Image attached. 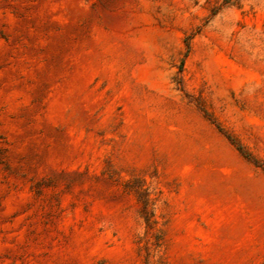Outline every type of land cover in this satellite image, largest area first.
I'll list each match as a JSON object with an SVG mask.
<instances>
[{
  "label": "rangeland",
  "instance_id": "374dc122",
  "mask_svg": "<svg viewBox=\"0 0 264 264\" xmlns=\"http://www.w3.org/2000/svg\"><path fill=\"white\" fill-rule=\"evenodd\" d=\"M0 264H264V0H0Z\"/></svg>",
  "mask_w": 264,
  "mask_h": 264
}]
</instances>
